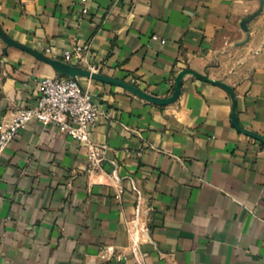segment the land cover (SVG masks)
Returning <instances> with one entry per match:
<instances>
[{
	"label": "crops",
	"instance_id": "1",
	"mask_svg": "<svg viewBox=\"0 0 264 264\" xmlns=\"http://www.w3.org/2000/svg\"><path fill=\"white\" fill-rule=\"evenodd\" d=\"M85 6L81 14L80 0H0V27L51 59L88 45L86 61L64 62L160 98L182 70L220 80L234 92L240 126L264 136V0ZM57 75L0 38V122L36 105L38 79ZM77 79L101 112L91 140L103 159L92 168L87 148L54 125L29 123L9 142L0 157V264H264V143L232 124L225 88L186 73L176 100L158 105ZM138 200L139 222L150 220L134 243Z\"/></svg>",
	"mask_w": 264,
	"mask_h": 264
},
{
	"label": "built area",
	"instance_id": "2",
	"mask_svg": "<svg viewBox=\"0 0 264 264\" xmlns=\"http://www.w3.org/2000/svg\"><path fill=\"white\" fill-rule=\"evenodd\" d=\"M85 2L86 0H80L81 14L87 13ZM151 39L157 40L158 37L152 35ZM49 51L50 49L47 48L46 52ZM88 51V45L74 44L71 48L63 50L62 57L64 61H67L75 55L80 60L86 61L84 54ZM90 70H94V67L91 66ZM38 84L40 94L36 105L18 107L8 119L0 122V157L9 142L29 123L34 122L42 126L54 125L60 133L68 135L84 145L87 148V160L90 166L92 168L99 167L105 150L92 142L91 132L101 112L89 91L82 87L78 79L63 75L41 77L38 79ZM133 189L139 196L135 187ZM140 209L141 201L138 200L136 203L137 212L132 221L134 230H136L134 243L139 230L144 232L149 230L150 215H145L143 222H139ZM146 210L151 212L153 208L148 205Z\"/></svg>",
	"mask_w": 264,
	"mask_h": 264
},
{
	"label": "water",
	"instance_id": "3",
	"mask_svg": "<svg viewBox=\"0 0 264 264\" xmlns=\"http://www.w3.org/2000/svg\"><path fill=\"white\" fill-rule=\"evenodd\" d=\"M247 21L248 18H244L243 20H241L240 22V26L241 28L246 32V34H248V29H247ZM0 38L2 39V41L8 45V46H17L21 49H24L28 52H30L31 54H33L34 56H36L37 58L41 59L42 61L48 63L50 66H52V68L60 75L63 76H68V77H72L77 79L78 77H88V78H92L95 80H99V81H103V82H107V83H111V84H115V85H119L123 88H125L126 90H128L129 92H131L134 95H137L145 100H148L152 103L158 104V105H166L168 103H171L173 101L176 100V98L179 96V92H180V86H181V79L183 77L184 74L189 73L192 74L193 76H195L196 78L200 79V80H204V81H209L213 84H217L222 86L223 88H225L227 90V92L229 93V96L231 98V102H232V106H231V121L232 124L236 127V129H238L239 131L250 135L260 141H262L264 143V136H261L255 132H252L250 130H246L244 128H242L240 126V124L238 123V119L236 117V113H235V96H234V92L232 90V88L227 85L226 83L220 81V80H216V79H209L207 76L205 75H201L198 74L197 72H194L192 70L186 69V70H182L180 71L176 78H175V84H174V89L173 92L170 96L168 97H164V98H160V97H156L154 95H151L149 93H146L142 90H140L139 88H137L136 86L127 83L123 80L117 79V78H113L110 76H106L103 74H100L98 72H93L89 69H85V68H81L78 66H74L71 65L69 63H66L64 61L58 60V59H51L48 58L46 56H44L43 54L36 52V51H32L28 48H26L23 45L18 44L17 42L13 41L12 39H10L1 29L0 27Z\"/></svg>",
	"mask_w": 264,
	"mask_h": 264
}]
</instances>
